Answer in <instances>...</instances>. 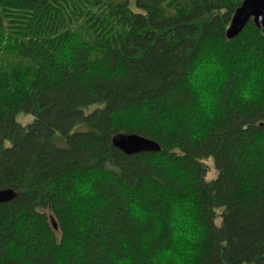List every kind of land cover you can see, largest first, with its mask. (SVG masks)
I'll return each instance as SVG.
<instances>
[{"label":"trees","instance_id":"1","mask_svg":"<svg viewBox=\"0 0 264 264\" xmlns=\"http://www.w3.org/2000/svg\"><path fill=\"white\" fill-rule=\"evenodd\" d=\"M165 1L0 0V264H264V30Z\"/></svg>","mask_w":264,"mask_h":264},{"label":"water","instance_id":"2","mask_svg":"<svg viewBox=\"0 0 264 264\" xmlns=\"http://www.w3.org/2000/svg\"><path fill=\"white\" fill-rule=\"evenodd\" d=\"M253 17V23L258 29H264V0H244L235 11L226 36L229 40L238 37ZM112 145L126 154L133 156L144 153H160L158 143L135 134H117L112 138ZM17 193L13 189L0 190V206L13 201Z\"/></svg>","mask_w":264,"mask_h":264},{"label":"rangeland","instance_id":"3","mask_svg":"<svg viewBox=\"0 0 264 264\" xmlns=\"http://www.w3.org/2000/svg\"><path fill=\"white\" fill-rule=\"evenodd\" d=\"M172 3H173V0H167V2L165 1L163 7H164V10L165 12L167 13H173L174 11V8L171 9V6H172ZM184 4H187V0H184ZM205 71L207 72V74L209 75V79H208V82H207V85L205 87V103L207 105H210L212 104V97L213 95L215 94V87H218L219 86V77L222 76V73H221V62H219L218 60L216 59H209L206 64H204V67ZM207 98L209 100H207ZM22 117H20L18 120H20ZM25 120H23V123H27L29 121V123H31L32 121V117H25L24 118ZM205 164L209 167L210 169V172L207 174V177H206V181H210V180H214V178H216L217 174H216V171L214 169V165H213V162L212 160H207L205 162ZM193 233H191L192 235ZM180 235H181V243H180V247L183 248L182 250H184V254L187 255V249H185V247L187 246V231L185 230H181L180 229ZM186 251V252H185ZM184 255V257H185Z\"/></svg>","mask_w":264,"mask_h":264},{"label":"bare ground","instance_id":"4","mask_svg":"<svg viewBox=\"0 0 264 264\" xmlns=\"http://www.w3.org/2000/svg\"><path fill=\"white\" fill-rule=\"evenodd\" d=\"M243 1H244V0H243ZM242 3H243V2H242ZM241 5H242V4H241ZM234 14H235V13H234ZM232 18H233V17H232ZM231 20H232V19H231ZM250 21L253 23V17H252V19H251ZM250 21H249V23H250ZM230 23H231V21H230ZM249 23H248V24H249ZM248 24H247V25H248ZM253 25L255 26L254 23H253ZM229 26H230V24H229ZM229 26H228V28H229ZM255 27H256V26H255ZM228 28H227V29H228ZM256 28H257V27H256ZM227 29H226V32H227ZM244 29H245V28H244ZM257 29H258V28H257ZM258 30H264V29H258ZM226 32H225V36H226ZM226 38H227V36H226ZM236 38H237V37H236ZM227 39H228V38H227ZM228 40H229V39H228ZM135 135H136V134H135ZM138 136H139V135H138ZM143 138H144V137H143ZM54 227H55V226H54Z\"/></svg>","mask_w":264,"mask_h":264}]
</instances>
